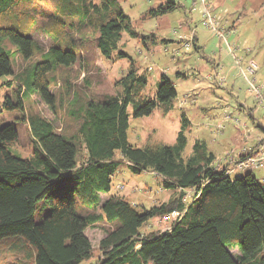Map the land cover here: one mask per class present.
I'll return each instance as SVG.
<instances>
[{
  "label": "trees",
  "instance_id": "trees-1",
  "mask_svg": "<svg viewBox=\"0 0 264 264\" xmlns=\"http://www.w3.org/2000/svg\"><path fill=\"white\" fill-rule=\"evenodd\" d=\"M52 1L55 9L39 25L32 0H0V78H12L1 108L20 113L18 121L28 124L33 136L32 154L21 157L12 150L19 141L16 124L0 126V243L14 238L18 252L30 246L35 264H82L94 258L86 232L105 217L115 227L100 241L101 255L94 264H264V183L252 172L243 177L228 174L226 167L213 164L215 155L200 152L198 144L196 154L185 159L186 123L173 146L129 144V106L133 104L135 118L150 116L158 107L168 114L177 91L164 74L155 96L145 95L147 76L121 48L124 33L144 46L145 38L122 5L117 0ZM178 6L169 0L151 15H167ZM73 20L79 21L78 28ZM36 28L46 30L53 42L45 53L32 37ZM90 33L106 60L130 59V65L117 82L120 90L87 98L71 113L75 134L57 133L46 119L28 114L26 104L38 95L54 106L50 76L81 60ZM196 41L193 37L199 52ZM37 52L38 61L15 71L16 54L29 60ZM178 76L186 78L184 73ZM124 164L136 175L155 173L165 189L178 195L150 209L110 195ZM185 190L194 192L188 204ZM103 195L109 197L104 200ZM175 210L185 215L170 230L142 232L150 220ZM233 248H238V257Z\"/></svg>",
  "mask_w": 264,
  "mask_h": 264
},
{
  "label": "rangeland",
  "instance_id": "rangeland-1",
  "mask_svg": "<svg viewBox=\"0 0 264 264\" xmlns=\"http://www.w3.org/2000/svg\"><path fill=\"white\" fill-rule=\"evenodd\" d=\"M117 1L130 16L134 29L145 38L146 46L124 33L121 42V48L137 61L141 72L148 78L145 95L155 96L164 74L175 84L177 91L174 108L168 114L158 107L150 116L135 118L133 104L129 106V144L140 148L159 144L173 146L186 123L187 147L183 157L188 159L194 156L198 144L200 152L215 155L213 164L220 169L228 165L229 156L238 158L245 146L256 145L263 134L264 110L249 92L234 56L246 58L244 65L249 60H255L259 65L257 79L264 82V0H205L221 24L235 27V32L228 34L226 39L204 25L203 0H175L179 4L175 11L157 17L151 15V11L169 0ZM32 2L35 5V18L42 25L56 4L52 0ZM73 23L78 28L79 21L73 20ZM191 35L199 38L196 45L202 47L200 52L195 49ZM32 37L40 53L48 51L53 44L42 28H36ZM184 37L190 43L189 51L186 50ZM229 46L231 56L226 52ZM8 48L15 51L11 44H8ZM39 52L29 60L16 54L13 60L15 71L18 73L38 61ZM129 63L130 59L106 60L96 46L94 35L90 33L81 60L68 69L59 68L50 76L53 82L51 92L56 98L54 106L33 95L27 101L26 111L46 119L57 133L75 134L76 122L71 113L77 111L87 98L100 99L120 90L117 82L127 73ZM217 64L221 65L220 69L216 67ZM178 73H184L186 78L178 76ZM11 79L0 78V126L11 122L16 124L19 141L12 146V150L21 157H29L33 141L29 125L18 121L20 113L17 111L1 108L6 94H10L6 83ZM220 123L222 128H219ZM85 156L86 149L81 145L80 158L84 159ZM248 172L263 183L264 168L238 172L235 176L243 177ZM118 185H122V188L117 189ZM185 193L184 199L188 204L193 200L194 192L185 190ZM110 195L125 197L134 205L150 209L168 202L178 195V191L165 189L162 179L155 173L136 175L124 164L113 179ZM108 197L103 195L104 200ZM163 218H153L142 232L167 231L172 223ZM114 227L103 217L98 226L87 230L86 234L94 247V258L82 264L96 263L101 255L100 241ZM14 241V238H9L0 243V264H35L30 246L20 248L18 252L13 248ZM231 252L236 257L240 255L238 248L231 249Z\"/></svg>",
  "mask_w": 264,
  "mask_h": 264
},
{
  "label": "built area",
  "instance_id": "built-area-1",
  "mask_svg": "<svg viewBox=\"0 0 264 264\" xmlns=\"http://www.w3.org/2000/svg\"><path fill=\"white\" fill-rule=\"evenodd\" d=\"M203 4L207 5L205 0H203ZM205 17L206 18L204 25L207 28L211 29L212 31L217 32V23L215 21V17L213 16L212 12L209 9H206ZM221 36L223 37V39H226V35L225 36L221 35ZM190 38H193L192 35ZM184 40L187 41L185 46H186V50L189 51L191 47H190V43L188 42V38L184 37ZM229 50H231L230 46H229ZM234 58L247 82L249 92L254 96L256 104L262 107L264 110V82H259L257 79L259 65L255 60H249L246 62V65H244V61L246 60V58H239L237 56H234ZM236 122L240 123L238 122V119H236ZM219 128H222L221 123L219 124ZM222 130L223 129H221L220 131ZM262 131L263 134L255 146L245 147L241 152L242 155H240L238 158H235L233 156H229L227 158L228 165H232L231 170H227L228 174L231 175L232 172H245V171H253L256 168H264V130ZM118 188L120 189L122 188V186L119 185ZM184 215H185V211L175 210L165 215L163 219L164 221L173 224L174 222L181 221Z\"/></svg>",
  "mask_w": 264,
  "mask_h": 264
},
{
  "label": "crops",
  "instance_id": "crops-1",
  "mask_svg": "<svg viewBox=\"0 0 264 264\" xmlns=\"http://www.w3.org/2000/svg\"><path fill=\"white\" fill-rule=\"evenodd\" d=\"M204 9H205V11H206V9H209L211 12H212V10L210 9V6H208V3H207V5H204ZM205 11H204V13H205ZM212 14H213V16H215V18H216V23H217V34H218V36L220 37V38H222L223 39V37L221 36V35H228V34H230V33H234L235 32V27H231V26H225L224 24H221L220 22H219V19H218V17L212 12ZM219 27V28H218ZM195 39L198 41L199 40V38L195 35ZM226 45H227V42H226ZM199 47H201V46H199ZM228 47H227V50H226V52L230 55V53L228 52ZM200 50H202V47H201V49ZM200 52V51H199ZM231 56V55H230ZM220 64H217V66L216 67H219V69H220ZM247 141L249 140V139H246ZM255 146V145H254ZM245 147H247V146H245ZM226 168H227V170H231V168H232V165H227L226 166ZM237 174V172H232V176H235ZM119 186V185H118ZM193 199V198H192Z\"/></svg>",
  "mask_w": 264,
  "mask_h": 264
}]
</instances>
